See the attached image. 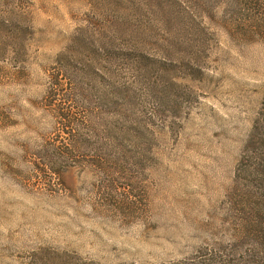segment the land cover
Returning <instances> with one entry per match:
<instances>
[{
	"label": "rangeland",
	"instance_id": "rangeland-1",
	"mask_svg": "<svg viewBox=\"0 0 264 264\" xmlns=\"http://www.w3.org/2000/svg\"><path fill=\"white\" fill-rule=\"evenodd\" d=\"M263 109L264 0H0V264H244Z\"/></svg>",
	"mask_w": 264,
	"mask_h": 264
},
{
	"label": "trees",
	"instance_id": "trees-1",
	"mask_svg": "<svg viewBox=\"0 0 264 264\" xmlns=\"http://www.w3.org/2000/svg\"><path fill=\"white\" fill-rule=\"evenodd\" d=\"M95 48V47H92ZM5 54V53H4ZM66 56V55H65ZM58 90H47L50 96L57 94ZM264 109L260 114L255 118L254 123L252 125V129L250 131L249 137L247 142L244 146V153L241 154V157L250 159V164L248 166L249 172V181L251 184L253 183L254 186L252 190H248L250 197V219H248V224L245 226L244 231L242 232V239L243 242L248 245V251L245 253V259L243 261L244 264H264ZM63 117H66L68 120L63 126L70 129V136L69 137V144H67L64 148L60 149L57 147L59 153H66L69 150L68 147L75 146L78 143V140L75 139L74 134L72 131L76 129L78 125V119L74 117H68V115L59 114ZM73 118V119H72ZM117 122H111L110 127H106V135L105 137L109 138L112 133V129H117L119 134V129L116 127ZM115 126V127H114ZM125 131V130H124ZM113 138V146H109L107 142H97L96 145L94 143H90L91 147H95L93 149L94 153L92 158L89 160L90 164L94 166L95 170H99L103 164L104 154L107 150L112 152L113 154L116 153L115 148V141ZM245 152L247 155L245 156ZM240 157V158H241ZM60 159V158H58ZM69 160V159H67ZM66 160V161H67ZM63 161V160H62ZM60 160V162H62ZM54 163H58V160L53 161ZM63 164L65 162H62ZM39 169L44 171H55L56 168L50 166L46 162H42ZM257 175V176H256Z\"/></svg>",
	"mask_w": 264,
	"mask_h": 264
}]
</instances>
